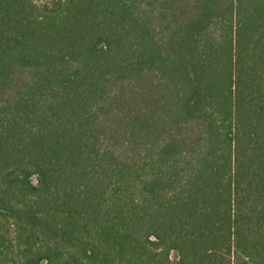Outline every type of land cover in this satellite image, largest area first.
I'll list each match as a JSON object with an SVG mask.
<instances>
[{
  "label": "trees",
  "instance_id": "16d2710c",
  "mask_svg": "<svg viewBox=\"0 0 264 264\" xmlns=\"http://www.w3.org/2000/svg\"><path fill=\"white\" fill-rule=\"evenodd\" d=\"M0 264H264V0H0Z\"/></svg>",
  "mask_w": 264,
  "mask_h": 264
},
{
  "label": "rangeland",
  "instance_id": "374dc122",
  "mask_svg": "<svg viewBox=\"0 0 264 264\" xmlns=\"http://www.w3.org/2000/svg\"><path fill=\"white\" fill-rule=\"evenodd\" d=\"M35 1H39V0H35Z\"/></svg>",
  "mask_w": 264,
  "mask_h": 264
}]
</instances>
